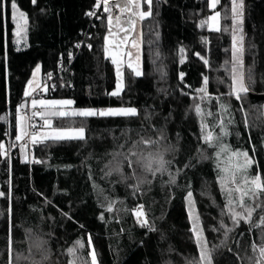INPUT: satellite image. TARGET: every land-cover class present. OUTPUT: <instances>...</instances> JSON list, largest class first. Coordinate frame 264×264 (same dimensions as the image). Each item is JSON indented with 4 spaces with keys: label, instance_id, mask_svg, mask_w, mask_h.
Wrapping results in <instances>:
<instances>
[{
    "label": "trees",
    "instance_id": "16d2710c",
    "mask_svg": "<svg viewBox=\"0 0 264 264\" xmlns=\"http://www.w3.org/2000/svg\"><path fill=\"white\" fill-rule=\"evenodd\" d=\"M15 3L12 9L11 0H0V143L15 142L17 109L37 63L43 81L55 87L44 96L83 108L133 106L138 115L55 118L54 126H83L84 139L31 144L27 161L18 149L9 157L0 154V264H90L93 248L98 264H201L189 192L211 264H253V244L264 241V227L254 225L264 211L257 209L252 223L233 226L222 213L226 194L220 178L228 175L221 168L235 171L243 163V156L231 157L233 150L247 151L254 158L248 174L259 171L264 178V0H243L249 91L241 100L228 95L232 0H220L217 7L219 31L208 27L207 0H153L151 15L142 21V74L126 70L116 96L110 94L115 75L103 45L107 13L96 7L97 0ZM17 11L26 18L22 38L15 32ZM202 116L227 153L218 157L219 148L203 141ZM141 138L158 143L134 150L162 155L164 171H145L137 157L129 168L124 156ZM137 184L138 190L130 186ZM137 205H143L148 226L134 215Z\"/></svg>",
    "mask_w": 264,
    "mask_h": 264
},
{
    "label": "snow or ice",
    "instance_id": "6c2138e0",
    "mask_svg": "<svg viewBox=\"0 0 264 264\" xmlns=\"http://www.w3.org/2000/svg\"><path fill=\"white\" fill-rule=\"evenodd\" d=\"M153 0H143V4L147 5L148 10L144 11L142 8L141 0H127L126 4L120 5V11L122 13H128V19L127 24L129 25L128 29H125V31H132L134 28L138 17L139 20L145 19L147 16L151 15V5ZM32 3L35 4L36 0H32ZM109 3V0H102V3H97L96 7L100 8L103 5H107ZM219 3V0H209V6L211 8H215L216 5ZM243 0H232V7L231 12L233 14V20L234 23L236 21V18L238 16L242 15V12L240 9H242ZM11 7L12 9H16L17 5L15 3V0H11ZM104 11L108 12L110 9L108 7H104ZM21 16L24 15V13H20ZM89 15H95V13H89ZM219 17V12H216L215 15L211 16L210 19L212 21H216ZM113 17H108V23H112ZM115 19L117 22L120 21L121 17L116 16ZM242 23V21H241ZM215 30L219 31V28H216ZM107 42V37L105 38ZM242 40V37H241ZM79 46V45H77ZM136 44L133 42V47H135ZM89 47H91L89 45ZM117 48H119V45H116ZM237 53H240V66L242 68V55H243V47L242 44L239 48L236 47L235 42V36L233 37V68H232V90L228 93V95H234L237 100L242 99V94H247L249 91V87L245 85L244 83V76L243 72L241 71L239 73V79H237V68H236V62H237ZM128 55H131V53H128ZM198 55V54H197ZM118 54L113 55L112 62L113 64L117 65V75L118 77L121 75L120 69H119V63L120 61L117 59ZM203 59V57H201ZM204 63L207 64L208 61L204 60ZM129 68H132V71L135 73L136 76H140L142 73L140 72L138 67H132L131 64L128 65ZM39 66L36 68V72H39ZM250 71V70H249ZM51 74H49L50 76ZM183 78V74H181V79ZM249 80H251V76L249 75ZM207 77L204 78V84L207 85ZM34 82L29 81L28 88L30 90H26L24 95L25 97H31L32 93L36 91V87L33 86ZM47 91V88L44 89ZM122 90V82H118L117 88L115 91L110 93L113 96L119 95L120 91ZM201 93H204L205 95L201 96V100L205 98L207 95L206 89L202 88L199 90ZM31 107L34 109L32 112V117H39L43 123L41 125L29 123L28 128L33 129V131L29 132L25 130L23 127L22 121L23 117H18L17 120V126L19 128V134L16 135L15 139L17 141L23 140L24 137H29L31 143L35 144L38 142H42L43 140H71V139H84V128H59L55 129V132L53 135H42L40 132V128H51V121L46 118L45 111L47 109H52L51 112L52 116H59L64 117L68 115L72 116H81V117H91V116H125V117H135L138 115L137 109L134 107H128V108H119V109H107V110H93V109H82L78 111H62L61 109L66 105H71L73 101L71 100H45V99H31L30 101ZM26 105L22 104L20 108L17 109L18 113L21 111V109L25 108ZM221 108L227 113L228 109L226 105L221 104ZM39 109V110H37ZM196 112L197 114L202 115V110L199 107V105L196 106ZM207 115H212V113H208ZM231 122V121H229ZM202 132L204 133L202 139L205 143L209 144V146H214L219 148V151L217 152V156L219 157L223 153L228 152V146L225 144H218L217 141H219L220 136L214 135L213 131H209L208 124L203 122V116H202ZM219 127L221 129V132L223 135H228L226 126L224 124L223 119H220ZM251 139V138H250ZM158 143V141L149 139L141 138L140 141L133 144L132 149H129V152L124 156V159L127 160L129 168H132L134 161L131 159V157H137V160L135 163L141 164L145 171L151 172L153 175H155L157 172H162L165 170V164L167 163L164 161L162 155H156L153 156L152 154H149L148 156H145L143 153L137 152L134 149L136 148L137 144H143L145 146H150L152 144ZM255 149H253V152ZM0 154L7 155V152L5 151V145L3 143H0ZM243 156V163L237 164L235 166V171H231L228 168H221V172L228 173L227 176L222 175L221 176V191L226 194V202L224 205V208L222 209V213L226 214L230 217L232 220L233 226H238L239 223L243 220L245 223H252V215L257 209H261L264 211V178H262L259 171H257L254 175L248 174V169L252 167L254 164V158L249 156V153L247 151L240 152L238 150H233L231 152V157H240ZM229 157V159L231 158ZM135 175V173H133ZM174 183V178L172 180ZM135 190H138V184L137 185H130ZM4 193H0V196H3ZM192 196V193H188V198L190 199ZM251 201L252 203H245V201ZM109 211H111V205H109L108 208ZM134 215L138 218V222L142 224V226H148V221L145 217V212L143 211V205H137L135 209H133ZM255 227H264V216H261L259 218V223L254 225ZM82 227V226H81ZM221 227H225L226 232L230 231V229H227L226 226L221 224ZM150 230H154L151 229ZM194 235L196 236V242L198 247L200 248V261L201 264H203L204 261H207V264H211V252L207 248V241L203 239L202 228H193ZM77 244L80 245V247H83V244H80L78 241ZM88 244L91 245V237H88ZM37 248L40 247L39 244L36 245ZM253 251L257 253L256 257L253 260V264H260L261 261H264V241L261 242L260 245L253 244ZM70 253H74V249H69ZM91 260L90 264H98L97 256L95 249L93 248L91 252L89 253ZM46 258V257H45ZM9 264H12L11 260L9 261ZM87 264V262H86Z\"/></svg>",
    "mask_w": 264,
    "mask_h": 264
},
{
    "label": "rangeland",
    "instance_id": "374dc122",
    "mask_svg": "<svg viewBox=\"0 0 264 264\" xmlns=\"http://www.w3.org/2000/svg\"><path fill=\"white\" fill-rule=\"evenodd\" d=\"M97 3H102V0H97ZM126 3H127V0H109V3L107 5L102 6L103 11H104L105 6L108 7L109 9L112 5L115 6L118 10V14L116 16L121 17L120 21L117 22V20L115 19L116 16H113L110 13V11H108V12L104 11L105 13H107L106 18L104 20L105 21V32H104V36H103L104 53H105V56L111 60V62L113 59V55L118 54L117 59L120 61L119 69H120L121 75L119 77L117 75V65L113 64V62H112L113 68H114V75H115V87H114L113 91L116 90L118 82H122V90H123V88H124V76H125L126 70H130L135 75V73L132 71V68L128 67L129 64H131L132 67H138L140 72L142 73L141 45H142V21L143 20H139V18L137 17L136 18L137 22H136L134 28L132 29V31H125V29L129 28V25L126 22L128 19V13H122L120 11V5L126 4ZM141 3H142L143 10L147 11L148 10L146 8L147 5L143 4V0H141ZM219 3H220V0H219ZM219 3L213 9L209 6V0H207V8L209 10H211V13H210L207 21H208V27L211 30H215L216 28H219V26H220V15L215 22L210 19V17L215 15L216 12H219L217 9ZM240 11L243 14V5H242V9H240ZM20 13L21 12L17 11L14 14L15 32H16V36L18 38H22L24 36L25 24H26L25 16L24 15L21 16ZM109 16L113 17L111 24L108 23V17ZM232 17H233V14H232ZM241 21H242V15L238 16L236 18V21H235V23L233 22V26L231 29V56H230V66H229L230 74H231V84H232L233 37L234 36H235L236 47L239 48L241 46V44L243 47V28H242ZM106 37H107V42L105 40ZM241 37H242V40H241ZM133 42H135V44H136L135 47H133ZM116 45H119V48H117ZM128 53H131V55H128ZM243 55H242V68H241L240 63H239L240 53H237V62H236L237 73L236 74H237V79H239V73L241 71L243 72L244 83L246 85ZM37 66H39V69H40L39 72H36ZM30 80L34 82L33 86L36 87V91L39 89H42L43 91H45L44 90L45 88L48 89L47 83L45 81H43L42 76H41L40 64L37 63L32 67L30 77L24 86V89H23L24 100L19 105V108L22 104H25V105L27 104V100L29 97H25L24 93L26 90H30L28 88V83ZM42 82H43V85H42ZM122 90L120 91V93L122 92ZM40 99L69 100L67 98H50V97H46V96H43ZM128 107H133V106L83 108V107H76V106H73L71 104V105L64 106L61 110L67 111L70 113L72 111H78V110H82V109H93V110L101 111V110H107V109H119V108H128ZM23 109H21V111L19 113L17 112L16 126H17L18 117H23L24 118L22 121L23 127L25 128V130L28 131L29 120H27V119H29V118L27 116V111L29 109L28 108L26 110L24 109L25 113L22 112ZM32 110H34V109L32 108ZM44 111H45L46 118L49 119L50 121H52L55 118H62L59 116H52L51 115V112L53 111L52 109H47ZM30 114H32V112ZM68 116H72V115H68ZM64 117H66V116H64ZM31 123H33V122L31 121ZM33 124H37V123H33ZM51 125H52V122H51ZM80 127H83V126L78 125V126L62 127V126L52 125L51 128L45 127V128H40L39 130H40L42 135H44V134L53 135L55 132V129H59V128L68 129V128H80ZM84 130H85V128H84ZM17 134H19L18 126H17V130H16V135ZM84 135H85V132H84ZM48 140H50V139H48ZM43 141H46V140H43ZM31 144H33V143H31L29 137H27V136L24 137V139L20 140V141H17L15 139L14 143L9 140V142L5 144V151L7 152V155L6 156L4 155V156L9 157L13 150L18 149L19 156H20L21 160L27 161L30 157L29 147L31 146ZM16 147H18V148H16ZM0 193H1V189H0ZM187 210H188V215H189V219L191 221L192 228H194V227L201 228V221L199 219V215L197 213L195 202H194L193 198L188 199ZM202 236H203V234H202ZM203 263L207 264V261H204Z\"/></svg>",
    "mask_w": 264,
    "mask_h": 264
},
{
    "label": "built area",
    "instance_id": "2783aa9c",
    "mask_svg": "<svg viewBox=\"0 0 264 264\" xmlns=\"http://www.w3.org/2000/svg\"><path fill=\"white\" fill-rule=\"evenodd\" d=\"M94 11H96V9H94ZM110 13L113 15V16H116L117 14H118V10H117V8L115 7V6H111L110 7ZM57 64H58V66H59V68H63V62H62V60L61 59H58V61H57ZM55 90V87L53 86V85H49L48 86V89H47V91H54ZM47 91H43L42 89H39V90H37V98H41V97H43L44 96V94L47 92ZM37 110H39V109H37ZM34 110H32V109H29L28 111H27V116H28V120H29V122H28V125H29V123H31V121L33 122V123H37V125H41L42 123H43V121L39 118V117H32V114H30L31 112H33ZM31 119V120H30ZM52 122V121H51ZM28 131L29 132H31V131H33V129H28Z\"/></svg>",
    "mask_w": 264,
    "mask_h": 264
},
{
    "label": "crops",
    "instance_id": "0c3cea01",
    "mask_svg": "<svg viewBox=\"0 0 264 264\" xmlns=\"http://www.w3.org/2000/svg\"><path fill=\"white\" fill-rule=\"evenodd\" d=\"M42 85H43V82H42ZM40 99V98H37V91H35L34 93H32V96L31 97H29L28 98V100H27V104H26V107L24 108L25 110L28 108V109H32V107H31V103H30V101H31V99ZM23 109V113H25L24 110ZM27 117V116H26ZM28 120V119H27ZM28 122V121H27Z\"/></svg>",
    "mask_w": 264,
    "mask_h": 264
}]
</instances>
